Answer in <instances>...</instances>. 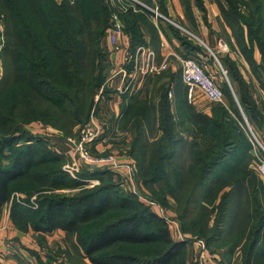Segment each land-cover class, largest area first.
I'll use <instances>...</instances> for the list:
<instances>
[{
  "label": "trees",
  "instance_id": "trees-1",
  "mask_svg": "<svg viewBox=\"0 0 264 264\" xmlns=\"http://www.w3.org/2000/svg\"><path fill=\"white\" fill-rule=\"evenodd\" d=\"M215 1L219 5L223 21L231 29L235 44L247 59L260 88L264 91V0H224L227 8L219 3L220 0ZM72 2L64 1L57 5L53 0H0V13L3 16L6 36L2 55L7 59L12 73L8 77L4 71V76L0 78V127L7 126L6 132L11 130L12 126L9 125L13 123L12 120L9 124L10 118L4 114L7 107L15 110L19 105L25 106L19 120L22 124L28 123L35 116L27 113L31 111L34 98L50 103L61 113L77 108L78 104L84 105L85 99V115L86 120L88 119L92 105L90 93L92 95L97 84V78L93 77L96 57L107 30L111 27L114 10L108 0ZM199 2L200 0L198 4ZM183 3L187 4V0H183ZM137 10L134 12L130 8L120 15L125 33L130 37L132 51L139 46H146L140 25L147 15L150 17L147 11L144 16L140 12L145 10ZM146 29L155 30L154 26ZM185 45L204 52L202 47L192 46L190 42L186 41ZM229 45L234 47L233 43ZM254 47L261 56L259 64L253 59ZM222 65L228 76L232 74L238 81L242 95L240 106L249 119L256 122V113L261 112L256 102L247 95L246 85L239 77L234 64ZM83 68L87 70L85 77ZM222 91L224 97L231 101L227 84L222 87ZM124 98V113L119 128L133 130L135 136L131 153L135 155L139 153L135 145L141 134L146 132L147 123L156 115L157 104L147 99H139L138 95ZM167 98L168 94H164L159 100L160 121L162 119L166 124L160 131L168 135L169 146L178 145L182 141L180 138L173 139L174 115ZM179 99L180 95L176 101L181 100ZM183 99L187 103L186 91ZM219 110L223 114L220 118L216 117L214 110L210 116H202L192 108V116H200L206 120L203 127L207 130L200 131L201 135H209L213 130L218 131L219 135L212 136L216 144L213 145L215 148L209 147V154H202L196 142L189 143L190 164L186 168L179 165V169L174 168L172 173L170 172L173 165L169 159L171 154L161 155L159 152L164 150L165 146L150 151L147 156L148 163L138 159L137 177L149 189L152 184L165 182L171 173V178L175 180L171 186L173 192L186 195L185 210L182 213L184 219L193 220L192 208L195 204L201 205V199L213 189L207 186L209 178L227 157V149L249 145L242 133L237 134L236 131L225 128L228 123L230 126L234 124L226 122L228 112L224 107ZM75 111L83 112V106H79ZM77 113L75 117L80 118ZM153 122L155 123V118ZM21 142L24 143L23 146L19 145ZM8 151L13 154L8 163L2 164V159ZM64 161V157L42 138L27 133L7 136L0 134V209L11 201V217L18 219L19 227L26 229L29 225L35 232L41 233L61 230L65 232L66 240L73 237L74 241L69 248L70 259L75 255L78 264H180L186 244L173 239L165 222L157 213L139 205L135 197L121 195L117 186L109 183L111 180L107 179L110 177L108 171L83 170L81 178L97 179L99 185L69 196L56 194L57 190L72 189L79 185V182L63 172ZM242 187L240 186L241 189ZM237 189L230 190L221 198L222 210L215 224L217 236L225 232V222L229 220L225 219L228 215L227 205L231 204L230 199L236 195ZM17 194L25 197L17 198ZM35 194H39L36 210L20 205L24 202L29 204L30 197ZM239 204L242 203L236 201L235 205ZM118 207L122 212L120 216H115L111 221L96 227L94 222L97 219ZM213 212L207 214L208 219ZM253 214V222L252 215L247 216L240 237L244 238L229 243V248L225 251V255L231 256L238 250L241 264H264V211L258 205ZM241 218L238 216L236 221L239 222ZM199 237L206 239V234L199 231ZM115 244L158 246L159 251L150 255L127 251L104 252Z\"/></svg>",
  "mask_w": 264,
  "mask_h": 264
},
{
  "label": "rangeland",
  "instance_id": "rangeland-1",
  "mask_svg": "<svg viewBox=\"0 0 264 264\" xmlns=\"http://www.w3.org/2000/svg\"><path fill=\"white\" fill-rule=\"evenodd\" d=\"M53 1L57 5L64 3V1H71V3H73V0ZM140 14L145 16L146 10L145 12H140ZM149 18L150 17H148L147 15L144 22L140 25L142 28H150V26L153 27ZM142 28L141 35H143L144 30ZM123 30L125 32V27H123ZM224 39H226L225 41H227V46L229 49V39ZM192 40L196 43V45H201V43L196 41L194 38ZM103 42L104 41H102L101 50L96 57V71L94 70L93 77L97 78V84L93 88L92 95L90 93L92 105L90 106L91 110L89 112L87 120L85 115V112H87V104L84 99L86 95H84L83 97V102L85 104L77 105V108L79 106H83L84 113L82 111H78L77 113L75 111L77 108H71L70 110L65 111V113H61L56 107H53L50 103H47L43 100L35 99L33 97L34 101L33 103H31V111H28L27 113L35 115L33 116L34 119H31L28 123L22 124L19 120V115H21L25 111V106L22 107V105H19L18 107H16L15 110H10V108L7 107L4 114L5 116L10 118L9 124L13 120V123L9 125L12 127L11 130L8 132H6L5 129V127L7 126L0 127V134H2L3 136H7L9 134L18 135L27 133L32 134L37 138H42L44 141H47V143H49V145H51V147L55 149L57 153H60L64 157L65 161L62 165L63 167L65 164H67V162H69L70 155H68L66 159L65 155H63L59 151H62V149L58 148V145L56 146V144H64L70 150L71 145L69 140H77V138L79 137L80 129L86 123L91 121L92 116L96 117L98 121H100V123H102L103 125L105 123L108 129L112 128V121L116 118V116H114V118H111L109 115L107 117H100L98 115L99 104L96 102V97L98 96L100 90L102 91L101 96H104L103 98H100V101H103V104L100 105L101 107L103 105L106 106V101L109 98V94L113 93V87H111V82L114 80L108 81V78H110L112 74L109 68V54L107 48H105L107 46ZM193 45L196 46L194 43H192V46ZM203 50V53L205 54V52H207V49L203 48ZM207 54L208 55H206L205 57L196 56V58L199 59L202 64H205L210 73H212L216 78L217 84L220 85L221 88H224V86H226L225 77L222 75L220 68L222 67L224 69V66L222 65L224 64L223 57H220L221 55L218 54L216 56L218 57V61H216L209 52H207ZM188 55L194 56L190 54L189 51L185 54V56ZM3 56L4 55L2 54L0 55V78L4 76V71L7 73L8 77H10L12 74L11 68L6 62L7 59L3 58ZM178 66L179 64L177 65V68H179ZM225 68L228 69L227 66ZM83 70L85 77L87 74V70H85L84 68ZM179 76L180 73L178 69V72H176V74L173 77L171 76L170 78V80L173 82V86H171L170 89L166 86H156L154 90L151 91V98L149 102H154L152 99L155 97V95L159 96L158 101L155 103L157 104V110L155 112L156 115L152 117V119H150V123H147L146 132L144 134H141L139 141L135 145L136 149L139 150L138 154L133 155L131 153L132 143L135 136L133 130H122L121 128L119 130L120 133H126L124 136L127 137V142L126 138L124 139V141H121V144H123L124 151H119H121L120 153L125 152V154H120L118 156H124V158L135 163L136 171L138 169V159L141 162L148 163L147 156L150 151H152L153 149L160 148L162 146H165V149L159 151L161 155L162 153L167 154L168 156L171 154L169 158L173 163L170 168L171 173L172 169H179V165L186 168L190 164V154L188 150L189 143L196 142L202 154H209L210 151L208 150L211 146L215 148L213 145H215L216 143H214L212 136L217 137L219 133L218 131L213 130L212 132H210L209 135H201L200 131L205 132L204 130H207L203 127L205 126L206 120L204 118H201L200 116L195 117L190 114L192 112L193 104L189 103L188 101L186 102L189 104L185 103L183 99V94H185L186 89L181 83ZM8 81L10 80L8 79ZM60 84L63 85V83L61 82ZM90 88L92 89V86H90ZM168 92H171L172 99L177 100L179 95L181 99H179L180 101H176L175 103L172 102L174 104L172 105L173 108L171 112L174 115L173 122L175 123V125H173V139L174 137L176 139L180 138L182 142L178 145L172 146H169L170 142L169 139H167L168 135L165 134L163 131H160V128L166 126V124L163 122L162 119L160 121V112H158L160 102L159 100L164 94H168ZM227 103L231 108V113L227 111L228 114L226 116V119L228 120H226V122L233 123L234 126H230V124L228 123L226 124L225 128H230L231 130H233V132L236 131L237 134H239V132L242 133L249 145L238 149H227L229 150L227 157L224 159V161H222V163H220V166L215 169L214 173L209 178V183L207 186L208 188L213 189H211L201 199V205L195 204V207L192 208L193 211L191 213V217H193V220H191L190 218H182V213L185 210L184 205L186 195L182 193L173 192L174 189H172L171 186L173 183H175V180L171 178V173L169 174V178L165 182H158L156 184H152L150 186V189L144 184V182H142L141 179L137 177V174H135L133 182L129 181V183L125 184L124 181L126 180L121 176L115 175L112 172L108 173L110 177H107V179L109 178V180H111L109 183L117 186V190L121 195L133 196L137 199L136 202L139 205L145 208H149L150 210L157 211L158 215L165 222L173 239L176 241L184 242L186 244L185 252L181 258L180 264H241L240 252L238 250H236L231 256L225 255V251L227 250V248H229V243L233 241L238 242L244 238V236L242 238L240 237L243 231V227L247 222V216L251 214V221L253 222V213L257 209L258 205H260L261 210L264 211V177L261 176L257 170L259 160L264 161V106H262L261 113H256L257 121L255 124L249 119V117L243 111L238 102L234 101L233 97H231V101H227ZM210 106H212L211 110H214L213 112L216 117H222L223 114L219 110V108L223 107L222 105L211 104ZM108 112H110V110H108ZM76 113L79 114L80 118L75 117ZM200 115L205 116L202 113H200ZM154 118L155 123L153 122ZM179 122H181L182 124ZM246 122L249 124L251 131L254 132L253 135L251 134L249 127L246 125ZM107 138L108 143H114L116 140V136L113 135V133L110 131L107 134ZM19 145L23 146L24 143L21 142L19 143ZM116 148H118V146L114 148L112 146L110 147V149L112 150L115 149L114 152L118 150ZM6 153L7 154L2 159V164L8 163L10 156L13 154V152L10 151ZM82 172L79 174L78 179H73L74 181L79 182V185L75 188L69 189L70 194L72 195L79 193L81 190L92 189L90 187H87L85 185V179L80 177ZM168 186H170V189H168ZM240 186H243L242 189L240 188ZM237 188L239 189V191ZM236 189V195L232 199H230L231 204L227 205L228 215L227 217H225V219L228 218L229 220L225 222V232L222 235L217 236L215 234V224L217 222L219 212L222 210L221 198L230 190L235 191ZM134 191L136 192V194L134 193ZM161 195H164L165 197ZM34 196L36 200L37 198H39V194H35ZM32 197H30V199ZM36 200L33 202H29V204H26L24 202V204L28 206H34ZM144 200H147L148 203H146ZM236 201L241 202L242 204L236 206ZM149 203H152L153 205L150 204L149 206ZM209 212L213 213L208 219L207 214ZM203 213H205L206 215H202ZM120 214H122V212L121 209L118 207V209L116 208L115 211L111 210L108 214L104 215L100 219H97L94 224H96V227L98 228V224L107 223L113 218H115V216H120ZM238 216L242 217L239 222L236 221V218H238ZM23 220L25 221V219ZM152 227L153 225L151 226V228ZM199 231H201L203 234H206V239L199 237ZM199 241L204 242L205 248L201 249L200 245L198 244ZM123 251H127L130 253L137 252L143 255H150L153 252L155 253L159 251V247L115 244L109 249L104 250L105 253ZM71 260L72 263L78 264L77 259H75V255H73V257L71 256Z\"/></svg>",
  "mask_w": 264,
  "mask_h": 264
},
{
  "label": "crops",
  "instance_id": "crops-1",
  "mask_svg": "<svg viewBox=\"0 0 264 264\" xmlns=\"http://www.w3.org/2000/svg\"><path fill=\"white\" fill-rule=\"evenodd\" d=\"M137 1L142 3L148 9L157 8L164 18L153 19L150 16L151 13L148 12L150 16L149 19L155 30L149 31L146 28H142L144 29L142 39L146 43L145 47L154 51L156 63L159 64L165 61L167 63V68L160 74H153L145 77L137 90H134L131 93L128 92L124 96L131 97L138 95L139 99H147L150 101L151 91L154 90L156 86H166L169 89L173 86V82L170 78L178 72V69L181 74L182 60L188 51L195 57H205L208 55L207 52L215 51L217 49L219 39L226 40L224 38H227L230 43H233L234 47L232 48L229 45L228 52L220 53V57H223V62L225 64H234L239 77L246 85L247 95L256 102L260 112L262 111V106H264V91L260 88L256 75L253 73L247 59L235 44L231 29L223 21L219 5L215 0H200L199 4L198 0H187V4H184L183 0ZM219 3L227 8L224 0H220ZM191 38H194L201 43L200 47L204 49L206 48L207 52L204 54L203 52L197 51L194 47L190 46L191 48H188L185 45L186 41L190 42L191 45L192 43L196 45ZM225 42L227 43V41ZM103 43L107 46L105 40ZM117 43V50H111L110 48L105 47L109 54V68L111 70L110 72H112L111 75L117 73L121 69V66H123L122 59L124 53L126 51L132 52L130 37L124 32V30L122 36L118 38ZM197 46L199 45H196L195 47ZM252 55L255 62L259 64L261 56L255 47L252 48ZM178 64L179 68H177ZM226 76L230 85L231 97H233L234 101L238 102L240 105L239 102L242 100L240 85L232 74L231 76H228V74ZM179 78L181 81L180 76ZM121 79V75L117 74L114 81L111 82L113 95L109 94L106 106L103 105V108L100 106L103 104V101L99 102L98 112L100 117H107L109 115L111 118H114V116H116L115 119L119 125L124 113V109H122V101L125 99L124 96H121L117 92V88L120 86V82H122ZM194 95L192 104L195 111L210 116L212 112V106L210 105L212 103L210 104L199 90H196ZM170 97L167 99L171 104L172 111V105L176 102V99L174 100ZM158 99L159 96L155 95L152 100L157 102ZM224 100L226 106L225 109L231 113V108L227 103L228 98L224 97ZM108 110H110L111 113L108 112ZM253 123L256 124V122ZM125 134L121 132V138L116 139L114 143H108L103 147L107 149H110L111 146L113 148L117 146L119 149L123 148L121 141L126 138L127 142V137L124 136ZM56 146L62 149V151H59L65 155L67 159L70 150L64 144H56ZM55 193L67 194L66 196L72 195L70 194L69 189H60L55 191ZM16 197L24 198L25 196L17 194ZM35 200L36 198L33 196L30 199V202ZM10 203L0 209V264H74L70 259L69 253L71 242L74 241L72 238L71 240H66L65 232L61 230L41 233L35 232L29 225L26 229L19 227L18 219H13L11 217ZM20 205L33 211L38 207L37 200L34 206H27L23 203H20Z\"/></svg>",
  "mask_w": 264,
  "mask_h": 264
},
{
  "label": "built area",
  "instance_id": "built-area-1",
  "mask_svg": "<svg viewBox=\"0 0 264 264\" xmlns=\"http://www.w3.org/2000/svg\"><path fill=\"white\" fill-rule=\"evenodd\" d=\"M108 3L114 10L111 16V27L107 30L105 38L107 47L111 50L118 49L117 40L123 34V23L120 15L127 12L128 9L131 8L134 12H137V9L140 8L141 10L150 12V16L153 19L163 18L157 8L148 9L137 0H108ZM3 23V16L0 13V55L6 45L4 36L5 26ZM226 51H228L227 43L225 40L219 39L217 49L215 51H210L209 53L216 61H218V57L216 56ZM122 60L123 66H121V69L108 78V81H112L117 74L121 75L122 82H120V86L117 88V92L121 96L137 90L145 77L153 74H160L167 68V63L165 61L157 64L154 51L145 46H139L132 52L126 51ZM220 68L222 75L225 77V83L230 88L226 76L227 72L222 67ZM181 82L186 89V97L189 103H192L195 91L199 90L210 103L220 104L226 108L221 86L217 84L216 78L210 73L205 64H202L196 57L188 56L182 60ZM101 93L102 91L100 90L96 97V102L98 104L100 98L104 97L103 95L101 96ZM168 96H171L170 92H168ZM246 125L249 127L247 122ZM119 130V123L116 119L112 122V128L108 129L105 123L103 125L96 117L92 116L91 121L86 123L80 129L77 140H69L71 145L69 152L70 159L69 162L62 167L63 172L70 178L76 180L79 178V174L83 169L87 172L105 170L124 178L126 180L124 181L125 184L129 183V181L133 182L136 174V165L130 160L124 158V156H118L120 154H125V152L120 153L121 151H119L123 150V148H116L118 150L114 152L115 149L112 150L103 147L108 144L107 134L109 131L116 136V139L122 137ZM253 133L254 132L251 131L252 135ZM257 170L258 173L264 177L263 160H259ZM85 185L93 188L99 185V180L85 179ZM134 193L136 194L135 191ZM144 201L148 203L147 200ZM150 204L153 205L152 203H149V206ZM153 211L158 214L157 211ZM198 244L201 249L205 248L203 241H199Z\"/></svg>",
  "mask_w": 264,
  "mask_h": 264
}]
</instances>
